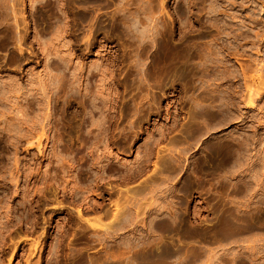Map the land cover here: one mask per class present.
Returning <instances> with one entry per match:
<instances>
[{
	"label": "rangeland",
	"instance_id": "1",
	"mask_svg": "<svg viewBox=\"0 0 264 264\" xmlns=\"http://www.w3.org/2000/svg\"><path fill=\"white\" fill-rule=\"evenodd\" d=\"M5 1L0 264H124L162 235L184 252L160 264H264V0Z\"/></svg>",
	"mask_w": 264,
	"mask_h": 264
},
{
	"label": "bare ground",
	"instance_id": "2",
	"mask_svg": "<svg viewBox=\"0 0 264 264\" xmlns=\"http://www.w3.org/2000/svg\"><path fill=\"white\" fill-rule=\"evenodd\" d=\"M3 1H4V0H3ZM6 1H7V0H6ZM6 1H5V2H6ZM5 2H4V3H5ZM16 2H18V1H16ZM2 3H3V2H2ZM46 4L48 5V3H46ZM4 5H5V4H4ZM12 5H13V3H12ZM15 5H16V4H15ZM15 5L12 6L14 9H16V8H15ZM2 6H3V5H2ZM10 6H11V5H10ZM17 6H18V4H17ZM5 7H6V6H5ZM12 7H11V8H12ZM13 8H12V9H13ZM2 9H3V8H2ZM14 9H13V10H14ZM17 9H18V7H17ZM2 11H4V10H1V4H0V23H1V21H3L5 18L7 19L8 14L10 15V13L5 14L6 12L3 13ZM14 11H15V10H14ZM14 11H12V14H13ZM17 11H19V10H17ZM17 11H16V12H17ZM7 12H8V11H7ZM10 12H11V11H10ZM2 13H3L4 15H7V16H6V17L3 16ZM16 14H18V12L15 13V15H16ZM9 19H10V18H9ZM5 21H6V20H5ZM3 23H4V22H3ZM3 23H2V24H3ZM0 26H1V25H0ZM1 27H2V26H1ZM3 29H4V27H3ZM53 62H54V61H52V63H53ZM57 63H58V62H57ZM56 65H57V64H56ZM215 89H216V88H215ZM215 89H214V90H215ZM223 90H224V89H222V92H224ZM210 91H211V90H210ZM214 92H215V91H213V93H214ZM218 92H219V91H218ZM220 92H221V91H220ZM200 93H201V92H200ZM210 93H211V92H210ZM210 93H209V94H210ZM205 94H207V93H205ZM199 95H201V94H199ZM199 95H198V96H199ZM207 95H208V94H207ZM198 96H197V97H198ZM201 96H202V95H201ZM219 96L221 97V95H219ZM222 96H223V95H222ZM225 96H226V95H225ZM208 97H209V96H208ZM221 98H222V97H221ZM247 98H249V97H247ZM211 99H212V98H211ZM228 99H229V98H228ZM249 99H251V97H250ZM192 100H193V99H192ZM213 100H215V99H213ZM245 100H246V98H245ZM194 101H195V100H194ZM207 101H208V100H207ZM209 101H210V100H209ZM222 101H223V100H222ZM234 101H235V100H234ZM249 101H250V100H249ZM192 102H193V101H192ZM210 102H211V101H210ZM229 102H230V101H229ZM232 102H233V100H232ZM239 102H240V101H238V103H239ZM195 103H196V101H195ZM201 103H202V102H201ZM201 103H200V104H201ZM212 103H213V102H212ZM230 103H231V102H230ZM224 104H225V103H224ZM210 105H211V104H210ZM210 105H209V106H210ZM226 105H227V104H226ZM231 105H232V104H231ZM239 105H240V104H239ZM196 106L199 107V106H201V105H198V103H197ZM211 106H212V105H211ZM219 106H220V105H219ZM91 107H92V106H91ZM203 107H204V106H202V108H203ZM205 107H206V106H205ZM212 107H213V106H212ZM227 107H228V105H227ZM235 107H236V106H235ZM238 107H239V106H238ZM199 108L201 109V107H199ZM217 108H218V107H217ZM229 108H230V107H229ZM93 109H94V108H93ZM93 109H92V110H93ZM195 109H196V108H195ZM206 109H207V107H206ZM92 110H91V111H92ZM222 110H223V109H222ZM238 110H239V109H238ZM203 111H204V110H203ZM207 111L209 112V110H207ZM207 111H206V112H207ZM211 111H213V110H211ZM214 111H215V110H214ZM218 111H221V110H218ZM93 112H94V111H93ZM195 112H196V111H195ZM199 112H200V111L198 110V113H199ZM201 112H202V110H201ZM201 112H200V113H201ZM206 112H205V113H206ZM223 112H224V111H223ZM81 113H82V112H81ZM90 113H91V112H90ZM90 113H89V114H90ZM209 113H211V112H209ZM213 113H214V112H213ZM215 113H216V112H215ZM89 114H88V115H89ZM194 115H195V114H194ZM205 115H207V114H205ZM205 115H204V116H205ZM209 115H210V114H209ZM217 115H218V113H217ZM92 116H93V115H92ZM197 116H199V115L197 114ZM200 116H202V114H201ZM221 116H223V115H221ZM221 116H220V117H221ZM239 116H240V115H239ZM194 117H195V116H194ZM194 117H193V118H194ZM215 117H216V116H215ZM195 118H197V117H195ZM202 118H204V117H202ZM218 119H219V118H218ZM223 119H224V118H223ZM194 120H195V119H194ZM196 120H197V119H196ZM200 120H201V119H200ZM207 120H208V118H207ZM209 120H210V119H209ZM197 121L199 122V119H198ZM203 121H204V120H203ZM205 121H206V120H205ZM220 121H221V120H220ZM194 122H195V121H194ZM198 122H197V123H198ZM211 122H212V121H211ZM211 122H210V123H211ZM200 123H201V121H200ZM198 124H199V123H198ZM192 125H193V124H192ZM199 125H200V124H199ZM207 125H208V124H207ZM197 126H198V125H197ZM198 127H199V126H198ZM192 128H193V127H192ZM200 129H202V128L200 127ZM196 130L199 131L198 128H197ZM194 131H195V130H194ZM187 132H188V131H187ZM199 132H200V131H199ZM199 132H198V133H199ZM195 133H197V132H195ZM235 136H236V135H235ZM235 136H234V139H235ZM243 136H244V135H243ZM228 139H229V138H228ZM231 139H232V138H231ZM237 139H238V138H237ZM245 139H247V138H245ZM243 141H244V140H243ZM230 142H231V141H230ZM232 143H233V142H232ZM235 144H236V143H235ZM240 144H241V143H240ZM242 144H243V143H242ZM244 144H247V143H244ZM251 144H252V143H251ZM223 145H224V144H223ZM228 146H229V145H228ZM246 146H248V145H246ZM224 147H225V146H224ZM231 147H232V146H231ZM240 147H241V146H240ZM150 148H151V147H150ZM222 148H223V147H222ZM227 148H229V147H227ZM227 148H226V149H227ZM238 148H239V147H238ZM246 148H247V147H246ZM230 149H231V148H230ZM219 150H220V149H219ZM231 150H232V149H231ZM236 150H237V149H236ZM242 150H243V149H242ZM249 150H250V148H249ZM234 151H235V150H234ZM239 151H240V150H239ZM215 152H217V151H215ZM219 152H220V151H219ZM225 152H226V151H225ZM238 153H239V152H238ZM222 154H223V153H222ZM150 155H151V154H150ZM150 155H149V156H150ZM220 155H221V153H220ZM223 155H224V154H223ZM228 156H229V155H228ZM240 156H241V155H240ZM240 156H239V157H240ZM226 157H227V156H226ZM229 157H230V156H229ZM243 157H244V156H243ZM243 157H242V158H243ZM223 158H224V157H223ZM231 158H232V157H231ZM242 158H240V159H241L240 161H242ZM224 159H225V158H224ZM235 159H236V157H235ZM243 159H244V158H243ZM171 160H172V159H171ZM245 160H246V158H245ZM167 161H168V160H167ZM167 161H166V162H167ZM169 161H170V158H169ZM232 161H233V160H232ZM234 161H235V160H234ZM238 161H239V160H237V162H238ZM173 162H174V161H173ZM173 162H172V163H173ZM225 162H226V161H225ZM243 162H245V161H243ZM263 162H264V161H263ZM221 163H222V162H221ZM163 164H164V163H163ZM166 164L168 165V164H170V163H166ZM228 164H229V163H228ZM228 164H227V165H228ZM233 164H234V163H233ZM236 164H238V163H236ZM240 164H241V166H242V163H241V162H240ZM260 164H262V163H260ZM220 165H221V164H220ZM262 165H263V164H262ZM162 166H163V165H162ZM168 166H169V165H168ZM168 166H166V167L168 168ZM171 166H172V165H171ZM175 166H176V165H175ZM224 166H225V163H224ZM237 166H238V165H237ZM239 166H240V165H239ZM258 166H259V163H258ZM163 167H164V166H163ZM173 167H174V165H173ZM225 167H226V166H225ZM227 167H228V166H227ZM254 167H255V165H254ZM261 167H262V166H261ZM261 167H259V168H261ZM228 168H229V167H228ZM231 168H232V167H231ZM234 168H235V167H234ZM262 168H263V167H262ZM162 169H164V168H162ZM162 169H161V170H162ZM229 169H230V168H229ZM254 169H255V168H254ZM231 170H232V169H231ZM260 170H261V169H260ZM229 171H230V170H229ZM229 171H228V172H229ZM238 171H239V170H238ZM213 172H214V171H213ZM233 172H234V171H233ZM215 173H216V172H215ZM239 173H240V172H239ZM226 175H227V174H226ZM230 175H231V174H230ZM224 176H225V175H224ZM152 177H153V176H152ZM162 178H164V177H162ZM226 178H227V176H226ZM229 178H230V177H229ZM229 178H228V179H229ZM263 178H264V177H263ZM149 179H150V178H149ZM149 181H150V183L152 184L153 182H155V179H152V178H151V180H149ZM147 182H148V180H147ZM228 182H229V181H228ZM230 182H231V181H230ZM259 182H260V181H259ZM191 183H192V182H191ZM239 183H240V182H239ZM242 183H243V182H242ZM249 183H251V182H249ZM261 183H262V182H261ZM151 184H148V185H151ZM230 184H231V183H230ZM245 184H246V183H245ZM247 184H248V183H247ZM254 184H255V183H254ZM153 185H154V184H153ZM153 185L151 186V188H150V190H149V191H150L149 193H151L152 195H153V192H154V187H153ZM250 185H251V184H250ZM261 185H262V184H261ZM146 186H147V185H146ZM146 186H145V188H146ZM252 186H253V185H252ZM147 187H148L147 189H149L150 186H147ZM152 187H153V188H152ZM235 187H236V185H235ZM255 187H256V186H255ZM158 188H160V187H158ZM253 188H254V186H253ZM143 189H144V188H143ZM165 189H166V188H165ZM240 189H241V187H240ZM250 189H251V188H250ZM169 190H170V189H169ZM172 190H173V189H172ZM174 190H175V189H174ZM253 190H254V189H253ZM127 191H129V190H127ZM140 191H142L141 193H143L145 190H144V191H143V190H140ZM140 191H139V189H135V190L133 191V194H134V195H132V197H133V196H134V197L137 196L138 193H140ZM156 191H157V190H156ZM161 191H162V190H161ZM180 191H181V189H180ZM238 191H239V190H238ZM244 191H245V190H244ZM246 191H247V190H246ZM263 191H264V190H263ZM75 192H76V191H75ZM147 192H148V190L146 191V193H147ZM166 192H167V190H166ZM168 192H169V191H168ZM183 192H184V191H183ZM76 193H77V192H76ZM149 193H148V194H149ZM237 193H238V192H237ZM248 193H249V192H248ZM151 194H150V195H151ZM160 194H161V193H160ZM160 194L158 193L159 196H160ZM171 194H172V193H171ZM175 194H176V193H175ZM241 194H242V193H241ZM261 194H262V193H261ZM72 195L75 196L76 194H75V195L72 194ZM158 195H157V197H158ZM173 195H174V194H173ZM176 195H177V194H176ZM180 195H181V194H180ZM249 195H251V194H249ZM254 195H255V194H254ZM73 196H72V197H73ZM146 196H147V195H146ZM146 196H145V197H146ZM155 196H156V195H155ZM155 196H152V197L154 198ZM168 196H169V195H168ZM171 196H172V195H171ZM174 196H175V195H174ZM178 196H179V195H178ZM244 196H246V195L244 194ZM259 196H260V195H259ZM262 196H263V195H262ZM72 197H71V198H72ZM160 197H161V196H160ZM69 198H70V197H69ZM149 198H151V197H149ZM161 198H164V197H161ZM161 198H159V199H161ZM173 198H174V197H173ZM184 198H185V196H184ZM237 198H238V197H237ZM147 199H148V198H147ZM175 199H176V198H175ZM233 199H234V198H233ZM156 200H157V199H156ZM162 200L164 201V199H162ZM173 200H174V199H173ZM184 200H185V199H184ZM234 200H235V199H234ZM262 200H263V199H262ZM157 201H158V200H157ZM231 201H232V200H231ZM252 201H253V200H252ZM257 201H258V200H257ZM127 202H130V200H128ZM137 202H138V201H137ZM159 202H161V201H159ZM173 202H174V201H173ZM263 202H264V201H263ZM140 203H141V201H140ZM148 203H149V200H148ZM148 203H147V204H148ZM152 203H153V202H152ZM157 203H158V202H157ZM174 203H175V202H174ZM185 203H186V202H185ZM240 203H241V202H240ZM137 204H138V203H137ZM165 204H166V202H165ZM165 204H164V205H165ZM183 204H184V203H183ZM254 204H255V203H254ZM256 204H257V203H256ZM126 205H127V203H126V204L123 203V205H122L121 208H120V206H119L120 209H119L118 207L116 208V209H118V211H120L121 209H122V210H121V212H118L119 214H117V218H116L114 221H112L110 224H107V228H108L107 230H112V229H115V228L118 229L119 225H120V224L122 225V221H123L122 218L126 217L124 214H126L127 217H128L129 214H130V215L132 214V212L128 213L129 210H126V209H128V206H129V205H127V207H126ZM150 205H151V203H150ZM150 205H149V206H150ZM152 205H153V204H152ZM152 205H151V206H152ZM173 205H174V204H173ZM248 205H249V204H248ZM258 205H260V204H258ZM117 206H118V205H117ZM162 206H163V205H162ZM162 206H161V207H162ZM235 206H236V205H235ZM235 206H234V207H235ZM240 206H242V204H240ZM243 206H244V205H243ZM131 207H132V206H131ZM161 207H160L159 209H161ZM170 207H172V206H170ZM238 207H239V206H238ZM244 207H245V206H244ZM256 207H257V206H256ZM125 208H126V209H125ZM143 208H144V207H143L142 204L139 205V212H138L137 216L140 215L141 213L143 214V211H142ZM151 208H152V207H151ZM153 208H155V207H153ZM239 208H241V207H239ZM246 208H248V207H246ZM130 209H131V208H130ZM132 209H133V208H132ZM147 209L150 210L149 207H148ZM163 209H164V208H163ZM172 209H173V208H172ZM135 210H136V209H135ZM148 210H147V211H148ZM153 210H154V209H153ZM155 210H156V209H155ZM155 210H154V211H155ZM124 211H125V212H124ZM130 211H131V210H130ZM144 211H146V210H144ZM151 211H152V210H151ZM151 211H149V213H150ZM177 211H178V210H177ZM221 211H222V210H221ZM225 211H226V210H225ZM227 211H228V210H227ZM238 211H239V210H238ZM257 211H259V210H257ZM126 212H127L128 214H127ZM133 212H134V211H133ZM136 212H137V210H136ZM185 212H186V211H185ZM123 213H124V214H123ZM146 213H147V212H146ZM151 213H153V211H152ZM155 213L159 214L158 212H155ZM160 213L162 214V211H161ZM165 213H166V212H165ZM180 213H181V211H180ZM180 213H178V212L175 211V212L171 215V217H172V221H171V220H170V221H171L172 223H175L176 226L179 225V224H178V218H179ZM239 213H240V212H239ZM78 214H79V216H80V218H81L80 210H78ZM135 214H136V213H135ZM142 214H141V215H142ZM147 214H148V213H147ZM147 214L144 213V215H147ZM221 214H222V213H221ZM228 214H229V213H228ZM234 214H235V213H234ZM248 214H249V213H248ZM123 215H124V216H123ZM153 215H154V214H153ZM153 215L150 216V217L152 218ZM162 215H163V214H162ZM169 215H170V214H169ZM195 215H196V214H195ZM137 216L135 215V218H136ZM155 216H156V215H154V218H152L153 220H155ZM163 216H164V215H163ZM236 216H237V215H236ZM245 216H246V215H245ZM245 216H244V217H245ZM256 216H257V215H256ZM262 216H263V215H262ZM132 217H133V216H132ZM139 217H141V216H139ZM139 217H137L136 220L140 219ZM161 217H162V216H161ZM181 217H182V216H181ZM225 217H226V216H225ZM225 217H224V218H225ZM230 217H231V216H230ZM234 217H235V216H234ZM72 218H73V217H72ZM78 218H79V217H78ZM78 218H77V219H78ZM135 218H134V219H135ZM142 218H143V217H142ZM182 218H183V217H182ZM222 218H223V217H222ZM232 218H233V217H232ZM236 218H237V217H236ZM251 218H252V217H251ZM253 218H254V217H253ZM124 219H125V218H124ZM147 219H149L148 216H147ZM170 219H171V218H170ZM237 219H238V218H237ZM243 219H244V218H243ZM80 220H81V219H80ZM121 220H122V221H121ZM128 220H129V219H128ZM132 220H133V219H132ZM153 220H152L151 222H153ZM179 220H180V219H179ZM184 220H186V219H184ZM220 220H221V219H220ZM225 220H226V219H225ZM232 220H233V219H232ZM235 220H236V219H235ZM235 220H234V224L232 223L233 225H235V223H236ZM238 220H239V219H238ZM71 221H72V220H71ZM74 221H75V220H74ZM130 221H131V218H130ZM140 221H142V219H141ZM147 221L150 222V219L147 220ZM161 221H162V220H161ZM161 221H160V222H159V221H156V222L154 221V222H153V223H154V226H152V227H151V222H150L149 228L151 227L153 230L150 229L149 232H150V231L152 232V231H154V229H155V231H162V232H163V230H168L169 233H171L170 231H171L172 229L177 228V227H175V226H172V224H171V226L168 225L167 223L170 222V221H167V223H161ZM241 221H242V220H241ZM246 221H247V220H246ZM72 222H73V221H72ZM75 222H76V221H75ZM78 222H79V220H78ZM125 222H126V221H125ZM128 222H129V221H128ZM143 222H144V221H143ZM143 222H142V223H143ZM230 222H231V221H230ZM238 222H239V221H238ZM244 222H245V221H244ZM70 223H71V222H70ZM79 223H80V222H79ZM138 223H139V222H138ZM153 223H152V224H153ZM186 223H187V222H186ZM239 223H240V222H239ZM77 224H78V223H77ZM80 224H81V223H80ZM131 224H132V223H131ZM177 224H178V225H177ZM226 224H227V223H226ZM248 224H249V223H248ZM124 225H125V223H124ZM124 225H122V226H124ZM134 225H135V224H134ZM147 225H148V224H147ZM224 225H225V224H224ZM236 225L239 226L238 223H236ZM236 225H235V226H236ZM136 226H137V225H136ZM144 226H145V225H144ZM185 226H186V224H185ZM216 226H217V225H216ZM229 226H230V225H229ZM252 226H253V225H252ZM82 227H83V226H82ZM139 227H140V226H139ZM178 227H180V226H178ZM220 227H221V226H220ZM255 227H256V226H255ZM63 228H64V227H63ZM83 228H84V227H83ZM120 228H121V226H120ZM123 228H125V227H123ZM123 228H122V229H123ZM149 228H148V229H149ZM243 228H245V227L243 226ZM133 229H134V228H133ZM148 229H147V230H148ZM177 229H178V228H177ZM177 229H176V230H177ZM183 229H185V227H184ZM199 229H200V228H199ZM226 229H227V228H226ZM232 229H233V228H232ZM249 229H250V228H249ZM251 229H252V228H251ZM62 230H63V229H62ZM66 230H67V229H66ZM107 230H106V231H107ZM115 230H116V229H115ZM137 230H140V229L137 228ZM179 230H180V229H179ZM185 230H186V229H185ZM185 230H184V231H185ZM188 230H189V229H188ZM188 230H187V231H188ZM200 230H202V232H204V229H200ZM207 230H208V229H207ZM247 230H248V225H247ZM83 231H84V230H83ZM112 231H113V230H112ZM133 231H134V230H133ZM135 231H136V230H135ZM135 231H134V232H135ZM141 231H142V229H141ZM187 231H186V232H187ZM218 231H219V230H218ZM233 231H234V230H233ZM63 232H65V230H64ZM107 232H108V231H107ZM114 232H115V231H113L112 234H116V233H114ZM143 232H144V231H143ZM165 232H166V231H165ZM177 232H178V231H177ZM213 232H214V231H213ZM216 232H217V230H216ZM219 232H221V231H219ZM231 232H232V231H231ZM136 233H137V232H136ZM141 233H142V232H141ZM144 233H145V232H144ZM144 233L142 234V236L144 235ZM147 233H148V232H147ZM167 233H168V232H167ZM183 233H185V232H183ZM191 233H193V234H199V235H200V234H204V233H201V231H199L198 229H197V230H189V234H191ZM236 233H237V232H235L234 234H236ZM46 234H47V233H46ZM46 234H45V235H46ZM94 234H96L95 237L98 238L99 235H97V233H94ZM108 234H109V233H108ZM133 234H134V233H133ZM139 234H140V233H139ZM157 234H158V233H157ZM161 234H163V233H161ZM174 234H175V233H174ZM193 234H192V235H193ZM206 234H207V233H206ZM65 235H67V233H66ZM137 235H138V233H137ZM140 235H141V234H140ZM152 235H153V234H152ZM152 235H151V236H152ZM159 235H160V232H159ZM219 235H220V234H219ZM63 236H64V235H63ZM127 236H128V235H127ZM130 236H131V235H130ZM133 236H134V235H133ZM145 236H147L146 233H145ZM145 236H143V237L145 238ZM220 236H221V235H220ZM140 237H141V236H139V238H140ZM161 237L163 238V235L160 236V237H158V236H154L153 238L151 237V238H148V239H146V240L144 239L143 244H146V247H145V246H144V247H145V248L148 247V249H146V250H145V248H144V251H143V248H142V245H143V244H141V245H140V243H139V244H138V243L135 244L136 241H134L135 243H132V242H133V240H132V242H130V243H131L132 245H134V244H135V245H134L133 247L131 246L132 248H130V245H131V244L129 245V247H128V248H130V251H128L129 255H128L127 258L125 257V261H124L125 263H124V264H131V263L133 264L134 260H138V259H139V260H138V264H139L141 261H144L145 264H146V261H148V262H149V261H150V262L153 261V262H157V264H160L161 261H163V260H165V259L168 260L169 258H172V259H169L170 261H172L173 258H179V260H180V259H183L182 256H180V254H181L182 252H184V251H182V248H181L180 244L178 245L177 243H175V244H177L178 246H177V245H174V246H176V247L171 246V244L169 245V244L163 242V240L161 239ZM206 237H207V236H206ZM218 237H219V236H218ZM134 238H135V237H134ZM137 238H138V237H136V239H137ZM214 238H215V235H214ZM58 239H59V238H58ZM63 239H64V238L62 237L61 242H62ZM126 239H127V238H126ZM136 239H135V240H136ZM140 239H142V238H140ZM163 239H164V238H163ZM217 239H218V238H217ZM137 240H139V239H137ZM210 240H211V239H210ZM125 241H126V240L124 239V242H125ZM130 241H131V240H130ZM140 241H142V240H140ZM140 241H138V242H140ZM169 241H170V240H168V242H169ZM212 241H213V238H212ZM216 241H217V240H216ZM218 241H219V240H218ZM124 242L122 243V241H121V244L124 245ZM127 242L129 243V240H128ZM127 242H126V243H127ZM166 242H167V241H166ZM57 243H58V242H57ZM128 243H127V244H128ZM141 243H142V242H141ZM64 244H65V243H63V246H64ZM121 244H119V247H120ZM34 245H35V244H34ZM60 245H61V243H60ZM60 245H59V247H63V246H60ZM122 245H121V246H122ZM125 245H126V244H125ZM125 245H124V246H125ZM137 245H140V246H137ZM185 245H186V244H185ZM185 245H184V246H185ZM124 246H122V247L124 248ZM135 246H136V247H135ZM119 247H118V248H119ZM134 247H135V248H139V249L137 250V249H135ZM140 247H141L142 249H141ZM192 247H194V246H192ZM125 248H126V246H125ZM184 248H185V247H184ZM184 248H183V249H184ZM187 248H188V247H187ZM200 248H201V246L199 247V249H200ZM196 249H197V248H196ZM110 250H111V249H110ZM110 250H109V252H110ZM121 250H122V248H121ZM121 250H120V251H121ZM128 250H129V249H128ZM141 250H142V251H141ZM77 251H78V250L76 249L75 252H77ZM112 251H114V249H113ZM115 251H116V249H115ZM117 251H118V250H117ZM120 251H119L118 253H120ZM122 251H123V250H122ZM122 251H121V252H122ZM186 251H187V250H186ZM202 251H203V250H201V253H202ZM32 252H33V250L30 249V254H29V255H31ZM71 252H72V251H71ZM197 252H199V251H197ZM110 253H111V252H110ZM114 253H115V252H114ZM114 253H113V254H114ZM125 253H126V251H125ZM125 253H124V254H125ZM130 253H131V254H130ZM190 253H191V252H190ZM113 254H111V255L108 254V255H107V253H106V255H107L108 257H106V259L103 260L104 264H114V263H115V262L113 261V258H114V257H112ZM126 254H127V253H126ZM126 254H125V256H126ZM195 254H196V252H195ZM72 255H73V253H72ZM95 255H96V254H95ZM95 255L90 259V261H89L90 264H100L99 262H100L102 259H100L99 256H95ZM197 255H198V254H197ZM197 255H196V256H197ZM118 256H119V254H118ZM183 256H184V255H183ZM185 256H186V255H185ZM74 257H75V260H76V261H75V260H73V261L78 262L77 260L80 261V259H82V258L84 257V255H83V253H82L81 251H78V252H77L72 258H74ZM119 257H120V256H119ZM119 257H118V258H119ZM121 257H122V256H121ZM123 257H124V255H123ZM199 257H200V256H199ZM140 258H141V260H140ZM195 258H196V257H195ZM195 258H194V259H195ZM197 258H198V257H197ZM83 259H85V258H83ZM121 259H122V258H121ZM133 259H134V260H133ZM186 259H187V256H186ZM192 259H193V258H192ZM194 259H193V260H194ZM228 259H229V258H228ZM243 259H244V258H243ZM69 260H70V259H69ZM85 260H86V259H85ZM119 260H120V259H119ZM169 260H168V262H170ZM177 260H178V259H177ZM197 260H198V259H197ZM200 260H201V259H200ZM224 260H226V259H224ZM241 260H242V259H241ZM26 261H27V263L30 262L29 256L27 257ZM122 261H123V259H122ZM122 261H121V262H122ZM139 261H140V262H139ZM173 261H174V260H173ZM173 261H172V262H173ZM175 261H176V259H175ZM175 261H174V263H177V262H178V261H177V262H175ZM184 261H185V260H184ZM198 261H199V260H198ZM242 261H243V260H242ZM245 261H246V260H245ZM245 261H244V262H245ZM247 261H248V260H247ZM68 262H70V261H68ZM75 262H74L73 264H75ZM80 262H81V261H80ZM82 262H83V260H82ZM84 262H85V261H84ZM84 262H83V264H84ZM135 262L137 263V261H135ZM135 262H134V264H135ZM150 262H149V264H150ZM185 262H186V261H185ZM194 262H195V261H194ZM244 262H243V263H244ZM47 263H48V262H47ZM57 263L60 264V260H57ZM65 264H66V262H65ZM70 264H72V263H70ZM76 264H77V263H76ZM81 264H82V263H81ZM142 264H143V263H142ZM147 264H148V263H147ZM155 264H156V263H155ZM161 264H162V263H161ZM163 264H164V263H163ZM167 264H168V263H167ZM179 264H180V263H179ZM186 264H187V263H186Z\"/></svg>",
	"mask_w": 264,
	"mask_h": 264
}]
</instances>
